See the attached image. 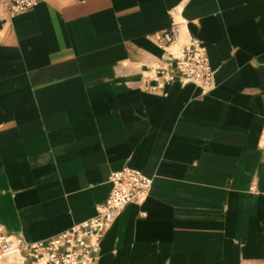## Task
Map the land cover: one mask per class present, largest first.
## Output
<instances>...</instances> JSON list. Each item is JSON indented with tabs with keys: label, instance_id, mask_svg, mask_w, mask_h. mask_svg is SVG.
Here are the masks:
<instances>
[{
	"label": "crops",
	"instance_id": "obj_1",
	"mask_svg": "<svg viewBox=\"0 0 264 264\" xmlns=\"http://www.w3.org/2000/svg\"><path fill=\"white\" fill-rule=\"evenodd\" d=\"M173 23L211 91L154 89ZM124 167L153 184L97 264H264V0H40L9 21L0 4V226L49 239Z\"/></svg>",
	"mask_w": 264,
	"mask_h": 264
},
{
	"label": "built area",
	"instance_id": "obj_2",
	"mask_svg": "<svg viewBox=\"0 0 264 264\" xmlns=\"http://www.w3.org/2000/svg\"><path fill=\"white\" fill-rule=\"evenodd\" d=\"M40 0H0L2 16L9 21L33 9ZM181 23H173L158 37L164 49L167 67H157L158 84L179 81L193 83L203 93L215 87L214 74L206 48L197 39L180 41ZM112 185L109 196L96 206V214L69 229L43 241H26L0 226V261L17 257V264H97L105 234L111 229L122 210L132 202H142L148 196L153 179L141 171L124 167L109 176ZM13 264V263H8Z\"/></svg>",
	"mask_w": 264,
	"mask_h": 264
},
{
	"label": "rangeland",
	"instance_id": "obj_3",
	"mask_svg": "<svg viewBox=\"0 0 264 264\" xmlns=\"http://www.w3.org/2000/svg\"><path fill=\"white\" fill-rule=\"evenodd\" d=\"M5 261L7 263L17 264L19 262V259L17 257L11 256V257L6 258Z\"/></svg>",
	"mask_w": 264,
	"mask_h": 264
}]
</instances>
